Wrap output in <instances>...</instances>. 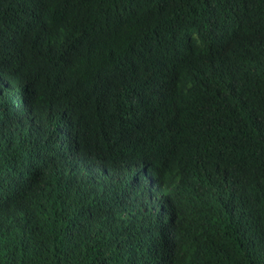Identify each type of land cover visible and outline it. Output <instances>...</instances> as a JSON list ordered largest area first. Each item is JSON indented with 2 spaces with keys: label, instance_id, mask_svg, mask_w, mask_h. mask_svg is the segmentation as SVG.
Here are the masks:
<instances>
[{
  "label": "trees",
  "instance_id": "obj_1",
  "mask_svg": "<svg viewBox=\"0 0 264 264\" xmlns=\"http://www.w3.org/2000/svg\"><path fill=\"white\" fill-rule=\"evenodd\" d=\"M0 264H264V0H0Z\"/></svg>",
  "mask_w": 264,
  "mask_h": 264
},
{
  "label": "clouds",
  "instance_id": "obj_2",
  "mask_svg": "<svg viewBox=\"0 0 264 264\" xmlns=\"http://www.w3.org/2000/svg\"><path fill=\"white\" fill-rule=\"evenodd\" d=\"M58 121H60V119H57L52 124ZM221 123L222 122L220 121L217 125L210 127L211 129H210L208 140H207L208 143L210 142L211 139H213L214 142L217 143V142L225 141L226 139L231 138L230 130L226 131L225 126L224 125L222 126ZM118 132H119V128H118ZM119 135H121L120 132H119ZM178 138L179 137L176 136V139ZM46 161L47 159H45V163ZM105 172L106 170L104 169H101L98 173L93 172L90 175V177L87 179V183L92 181V185H88V187L95 188V184L97 183L100 177L105 175ZM179 181H180V178H176L173 176L162 177L160 175V172L157 166L141 167V170L137 172L136 174V182L138 184L137 190L142 189L144 191V197H146L147 199H152V200H156L160 196L163 197L164 190L171 185H176ZM132 187L135 188V185L132 184ZM82 191L84 192V188L82 189ZM129 192L131 193V191ZM158 192H160L161 195ZM127 204L128 203L124 205H127Z\"/></svg>",
  "mask_w": 264,
  "mask_h": 264
}]
</instances>
